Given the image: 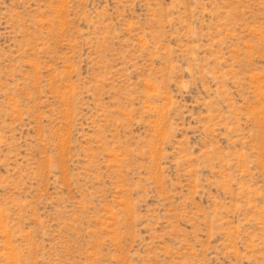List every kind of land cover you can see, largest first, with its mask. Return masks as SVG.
Here are the masks:
<instances>
[{"label": "rangeland", "instance_id": "1", "mask_svg": "<svg viewBox=\"0 0 264 264\" xmlns=\"http://www.w3.org/2000/svg\"><path fill=\"white\" fill-rule=\"evenodd\" d=\"M0 264H264V0H0Z\"/></svg>", "mask_w": 264, "mask_h": 264}]
</instances>
